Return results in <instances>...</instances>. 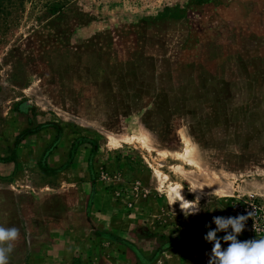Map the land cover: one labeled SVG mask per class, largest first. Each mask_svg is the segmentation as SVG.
I'll list each match as a JSON object with an SVG mask.
<instances>
[{
	"label": "rangeland",
	"instance_id": "374dc122",
	"mask_svg": "<svg viewBox=\"0 0 264 264\" xmlns=\"http://www.w3.org/2000/svg\"><path fill=\"white\" fill-rule=\"evenodd\" d=\"M0 157L10 264H208L264 202V0H0Z\"/></svg>",
	"mask_w": 264,
	"mask_h": 264
},
{
	"label": "clouds",
	"instance_id": "9594fccd",
	"mask_svg": "<svg viewBox=\"0 0 264 264\" xmlns=\"http://www.w3.org/2000/svg\"><path fill=\"white\" fill-rule=\"evenodd\" d=\"M190 193H198L200 189L189 186ZM184 187L177 185L166 195L169 206L179 203L180 210L185 217L198 214L200 212V196L193 200H187L182 194ZM248 215H238L235 217H213L211 223L206 225L209 230L203 239L212 244L208 264H264V238L240 241L238 236L245 230V225L249 219ZM215 224V228L211 227ZM219 232L225 233L219 237ZM21 231L19 228L5 227L0 225V264H10V257L15 248V242L19 239ZM228 246L225 248L222 245Z\"/></svg>",
	"mask_w": 264,
	"mask_h": 264
},
{
	"label": "built area",
	"instance_id": "2783aa9c",
	"mask_svg": "<svg viewBox=\"0 0 264 264\" xmlns=\"http://www.w3.org/2000/svg\"><path fill=\"white\" fill-rule=\"evenodd\" d=\"M236 211L240 215H248L245 229L254 235L264 237V202L252 196L249 201L244 204H237Z\"/></svg>",
	"mask_w": 264,
	"mask_h": 264
},
{
	"label": "bare ground",
	"instance_id": "6f19581e",
	"mask_svg": "<svg viewBox=\"0 0 264 264\" xmlns=\"http://www.w3.org/2000/svg\"><path fill=\"white\" fill-rule=\"evenodd\" d=\"M187 144H188V141H187ZM191 152H192V149L190 147V145L188 144V146H186L185 148V153L183 154L184 157L185 156H191ZM159 172V171H158ZM161 175V174H160ZM174 188V187H173ZM183 194V193H182ZM184 195V194H183ZM185 197V196H184ZM186 198V197H185ZM187 199V198H186ZM188 200V199H187Z\"/></svg>",
	"mask_w": 264,
	"mask_h": 264
},
{
	"label": "trees",
	"instance_id": "16d2710c",
	"mask_svg": "<svg viewBox=\"0 0 264 264\" xmlns=\"http://www.w3.org/2000/svg\"><path fill=\"white\" fill-rule=\"evenodd\" d=\"M1 160H3V158L2 157H0V161ZM10 161H13V162H15V159H11Z\"/></svg>",
	"mask_w": 264,
	"mask_h": 264
}]
</instances>
